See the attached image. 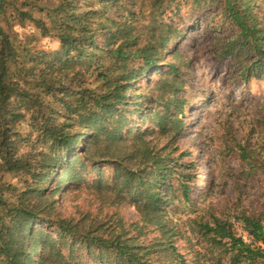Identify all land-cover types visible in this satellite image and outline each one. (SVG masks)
<instances>
[{
	"label": "trees",
	"instance_id": "obj_1",
	"mask_svg": "<svg viewBox=\"0 0 264 264\" xmlns=\"http://www.w3.org/2000/svg\"><path fill=\"white\" fill-rule=\"evenodd\" d=\"M39 1L0 0V177L21 178L24 184L20 190L0 178V264H81L74 260L82 257L88 264H153L155 256L174 255L168 243L150 248L139 244L140 237L128 229L145 234V228L157 227L164 232V207L177 192L189 199L186 175L174 178L176 166L167 163L171 154H162L166 145L156 149L154 144V139L170 143L183 131L184 122L169 112L172 103H179L178 91L165 101L164 114H154V128L148 130H143V117L151 108L143 115L145 97L130 96L142 87L148 72L159 70L175 45L174 34H168L176 30L157 26L151 16L142 30L147 42L140 44L141 30L106 17L107 4L121 6L123 0H98L103 11L83 13L77 9L78 0H58L52 6ZM162 1L155 0L152 8ZM222 1L239 31L238 50L264 64V19L258 21L256 0ZM26 24L42 38L54 35L60 48L46 53L32 44L34 37L22 43L8 32ZM105 30L107 37L98 42L97 35ZM234 62L240 64L238 58ZM176 73V66H169V74ZM89 78L95 88L87 87ZM15 100L28 110L32 126L43 130L47 152L17 154L14 136L21 114L12 107ZM137 118L139 129L134 127ZM91 176L97 179V193L112 195L114 204L129 198L142 225L118 222L103 235L99 224L52 222L59 192L77 189ZM242 221L253 241L264 246V221L253 217ZM39 223H48L57 239L39 229ZM202 229L209 242L228 243L219 263L224 253L225 264H264V249H252L221 221Z\"/></svg>",
	"mask_w": 264,
	"mask_h": 264
},
{
	"label": "rangeland",
	"instance_id": "obj_2",
	"mask_svg": "<svg viewBox=\"0 0 264 264\" xmlns=\"http://www.w3.org/2000/svg\"><path fill=\"white\" fill-rule=\"evenodd\" d=\"M154 1L123 0L121 6L111 1L107 4L106 17L114 22L126 21L142 31L154 16L157 26L168 25L176 30L168 34H174L175 45L167 52L159 70L148 72L142 87L132 90L130 96L145 97L140 108L145 112L143 115L151 108L147 117H143V130H148L151 126L154 128V114H164L165 101L178 91L175 99L179 103H172L169 112L184 122L183 131L170 143L166 139H154V144L156 149L166 145L162 154H171L167 163L176 166L174 178L184 173L190 192L188 201L177 192L164 207V232L157 227L145 228V234L128 230L140 237L138 243L143 246L168 243L175 250L174 255H166L165 259L153 257V264H225L224 253L221 263L219 255L229 245L225 241L222 245L209 242L202 229L205 224L212 226L215 220L221 221L252 249H264L247 234L242 221L243 217L264 221V64L256 63L253 54L238 50L239 31L222 0H163L153 9ZM57 2L40 0L38 3L52 6ZM254 4L255 10L260 7L257 14L261 21L264 0H256ZM76 5L82 13L101 12L104 6L98 0H78ZM8 32L22 43L34 37L37 41L32 44L46 53L60 48L54 35L42 38L31 24L23 28L14 25ZM107 35L108 30L98 34L97 41L102 43ZM147 38L146 31L140 32V44L147 42ZM235 58L239 59V65L234 62ZM169 66H176L177 73L170 75ZM93 80L89 78L88 88H95ZM13 106L21 114L14 136L17 154L31 153L32 156L47 152L48 141L43 130L32 126L23 103L15 100ZM135 122L134 127L139 129L141 119ZM0 178L16 189L24 188L21 178L5 174ZM96 180L91 176L77 189H62L56 198L55 211L50 214L51 221L66 219L86 225L99 224L103 226L102 233L118 222L126 227L132 223L141 226L131 200L127 198L121 204H114L112 195L97 193ZM38 228L57 239L48 223H39ZM77 261L88 264L84 257L75 258L74 262Z\"/></svg>",
	"mask_w": 264,
	"mask_h": 264
}]
</instances>
